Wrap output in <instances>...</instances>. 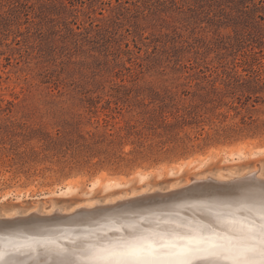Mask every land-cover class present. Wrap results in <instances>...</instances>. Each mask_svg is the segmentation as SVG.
Returning <instances> with one entry per match:
<instances>
[{
	"label": "rangeland",
	"instance_id": "1",
	"mask_svg": "<svg viewBox=\"0 0 264 264\" xmlns=\"http://www.w3.org/2000/svg\"><path fill=\"white\" fill-rule=\"evenodd\" d=\"M224 171L264 178V0H0V219L229 197Z\"/></svg>",
	"mask_w": 264,
	"mask_h": 264
},
{
	"label": "bare ground",
	"instance_id": "2",
	"mask_svg": "<svg viewBox=\"0 0 264 264\" xmlns=\"http://www.w3.org/2000/svg\"><path fill=\"white\" fill-rule=\"evenodd\" d=\"M261 155L262 151L257 150L251 154V158ZM209 158L196 159L189 163H198L196 168H201ZM227 158L235 163L246 160L248 155L237 149ZM186 164L178 165L179 170H183ZM254 172L248 176L241 175L242 177L225 171L218 175L216 180L227 183L223 187L237 189L236 196L186 198L187 195H183L185 198L179 202L146 209H135L134 206L154 198L144 197L137 201L120 203L118 206L98 209L92 208L99 202L89 200L76 206L73 211L78 210L77 213L66 216V212L47 200V206L44 207L46 212L41 213L45 215L44 218L34 215L24 223H17L15 229L0 231V264H110L113 260L124 258L128 251L125 248L126 243L141 236L146 237L148 243L153 246L150 258L155 260L156 264H173L178 258L179 249L187 246L188 241H191L192 249L190 264H233L230 256L212 254V249L221 244L234 251L240 250L242 246L255 248V252L246 254L247 259L251 264H260L262 258L259 249L264 245L259 239L241 241L235 238L239 236V232L234 229L239 227L238 222L246 214L234 213L227 217L228 223L225 224L216 222L217 215H223L228 206L235 207L238 201L246 197L249 199L245 200V203H249L252 197L259 195V189L264 187V178H257ZM168 174L174 176V168H171ZM137 176L142 184L149 178L148 174L141 172H138ZM200 178L208 177H199L196 180ZM100 181V177H96L89 185L86 195H91L92 191L98 188ZM105 185L106 191L119 190L124 186L116 180ZM75 192L76 188L67 183L49 195L69 196ZM146 193L148 190L144 187L142 191H131L125 197ZM10 196H3L1 201L9 199ZM24 197L19 195L17 199ZM122 198L124 195L114 198L112 202ZM122 206L129 207V211L126 207L125 210H119ZM38 210L35 207L26 214L37 213ZM55 212L64 214L51 216ZM18 214V211L10 212L5 218H14ZM172 244L176 247L173 248Z\"/></svg>",
	"mask_w": 264,
	"mask_h": 264
},
{
	"label": "snow or ice",
	"instance_id": "3",
	"mask_svg": "<svg viewBox=\"0 0 264 264\" xmlns=\"http://www.w3.org/2000/svg\"><path fill=\"white\" fill-rule=\"evenodd\" d=\"M247 199L249 198L246 197L238 201L235 207L228 206L223 215H217L216 222L225 224L228 223V216H232L234 213H244L246 215L238 222L239 227L234 229L239 232V236L235 238L241 241L259 239L261 244L264 245V187L259 189V195L252 197L249 203H245ZM190 245L191 241H188L187 246L179 249L178 258L173 264H190L192 253ZM171 246L176 247L175 244ZM152 247L146 237H137L126 243L125 248L128 251L125 257L120 260H113L110 264H156V261L150 258ZM255 251L256 249L250 246H242L240 250L234 251L232 248L221 244L212 249V254L219 253L223 256H230L233 264H251L246 254ZM259 254L262 258L260 264H264V247L259 249Z\"/></svg>",
	"mask_w": 264,
	"mask_h": 264
},
{
	"label": "water",
	"instance_id": "4",
	"mask_svg": "<svg viewBox=\"0 0 264 264\" xmlns=\"http://www.w3.org/2000/svg\"><path fill=\"white\" fill-rule=\"evenodd\" d=\"M237 189H235V192L232 193L230 196H236L237 195ZM229 196V197H230ZM33 217V216H32ZM31 217H25V218H14V219H0V231L6 230L8 231L9 229H15L17 223H21L23 221H26L27 219H30ZM39 218H44V217H39ZM25 225V224H22Z\"/></svg>",
	"mask_w": 264,
	"mask_h": 264
}]
</instances>
